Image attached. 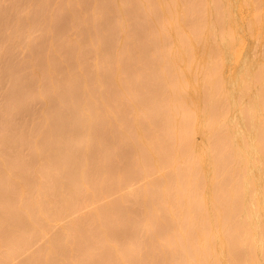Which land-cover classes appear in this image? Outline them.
I'll return each instance as SVG.
<instances>
[{"label":"bare ground","instance_id":"bare-ground-1","mask_svg":"<svg viewBox=\"0 0 264 264\" xmlns=\"http://www.w3.org/2000/svg\"><path fill=\"white\" fill-rule=\"evenodd\" d=\"M15 1L19 17L31 9L30 19L45 22L43 43L66 16L81 35H69L68 28L65 39L60 27L43 61L29 52L33 20L27 45L26 29L24 41L22 30L15 33L24 51L28 46L32 60L26 51L21 57L28 54L24 67L38 80L29 89L41 86L44 108L40 116L39 102L26 103L14 118V102L26 93L21 78L29 74L21 75L20 60L21 87L10 79L9 61L19 51L5 61L12 41L1 31L13 33L0 30V44L3 36L7 44L5 54L0 48V77L11 83L10 99L5 90L0 97L6 96L0 102L6 114L0 124V264L22 257L19 264H264V0H23L22 8L19 0H0V6L8 13ZM18 7L10 8L12 15ZM56 7L65 11L64 21ZM52 11L61 16L56 27L55 17L46 24ZM114 13L119 16L112 21ZM134 18L147 24L135 20L132 28ZM76 33L84 50L71 43ZM88 33L95 37L90 50L83 43ZM58 35L61 54L68 40L77 54L88 49L92 57L82 62L88 50L59 53L67 58L55 57L53 71L43 72L57 55L51 44ZM97 53L103 56L98 69L91 60ZM64 70L68 78L64 74L60 87L55 76ZM7 98L14 106L8 113ZM29 106L38 112L28 111L29 117L40 116L33 127L32 118L26 115L29 127L22 117Z\"/></svg>","mask_w":264,"mask_h":264},{"label":"rangeland","instance_id":"rangeland-1","mask_svg":"<svg viewBox=\"0 0 264 264\" xmlns=\"http://www.w3.org/2000/svg\"><path fill=\"white\" fill-rule=\"evenodd\" d=\"M15 2H16V1H15ZM18 2H19V4H20V7L22 8L21 5L24 4V1H23V0H19ZM12 3L15 4L14 2H12ZM16 3H17V2H16ZM91 3H92V2H91ZM91 3H90V5H91ZM13 4H11L12 6L10 5L12 8H16V5H17V7L19 6L18 3H17V4H15L14 7H13ZM6 5H7V4H6ZM87 5L89 6V3H88ZM7 6H8V5H7ZM10 6H8V13H9V10H11V12H10V14H8L7 11H6V10H7V7H6L5 5H4V7H3V5H2V7H3L4 11H5V14H4V18H2V16H1L2 14L0 15V22H1V23H0V25H1L0 27L3 26L2 28H0V30L3 29L4 26H5V28H6V27H10V28H11V31H12L13 35L9 37V35H7V34H8V33L10 34V32H9L8 30L5 31V29H3L6 33H7V32H8V33L6 34V33L3 32V30H2L1 33H2L3 35L7 36V37L3 36L2 39H3L4 42H5L6 39H4V37L7 38V39L9 38L10 40L8 39L7 42H8V41H10V42L12 41V42H11V43H12V44H11L12 46H13V44H16L15 46H17V44H18V47H16V48H18V49H15L14 46H13L14 48H13L12 46H8L9 49H10L11 51H10V50H7V53L5 54V52H4L3 50H4V47H5V46L7 47V44L5 43L6 45H5V44L3 45L4 42L2 43V45L0 44V46H2V47H0V48H2V51H3L4 54H5V61H6V59H7V61H9V59H10L9 57H11V55H12V57H13V60L15 59L14 56H16V55L18 56V57H16V60H15L14 62L11 61V59H10V61H9V64H12V65L14 64L13 66L15 67V69H14V67L11 66V67H12V70H13V69H14V70H17V69H18V66H17V65H19L18 62H19L20 60H22L21 63H22V62H23V63H22L21 66H23V68L19 65V67H20V68H19V71L22 73L21 75H23V71H24L25 78H26V76H28L29 71L31 70V69L29 70L28 68H31V66L29 65L30 67L27 68L28 70L25 69V67H24V65H25V64H24V60H25V58H26V56H27L28 54H26V56H24V54H23V57H21V56H22V53H25V51H26V53H29V52H30V53L32 54V57H34L33 55L36 54L35 57H37V56H41V58L43 59V61H45V60H47L48 58L50 59V57H51V50L53 51V49H55V46H54V45L56 44V46H57L58 43H60V45L62 44V40H63V39L61 40V39H60L61 35H58V37H59V39H60L61 41L56 39V42H57V41H59V42H57V43H56V42H55V43L53 42L51 45L54 44V45H53L54 47H52L51 45H50L51 47H49V45L47 46V42L49 41V43H50V40H52V38L54 39V37L56 36L58 30H60V27H61L62 30H63L62 33L65 32V34H66V35L63 36V34L60 33V34H62V37H65V39H67L66 36H68V33H69V35H73V34H72V31H75V32L78 31L79 35H81V33H80V31H79V26L77 27V26L74 25V24L71 25V24H70V21H72V20H71V18H69V16H66V17H65V21H64L63 16L65 15V11L61 12V11H59V10L57 9V7H56V10L59 11V12H61V16H62V18H61V16H60L59 12H57V13L59 14V17H58V15L53 16V15L55 14L54 12H55L56 10H55L54 12L52 11V12L50 13V14H51V19H49L48 22H47L46 24H48V23L50 22V20H51V22L54 21V19L56 20V19H57L56 17L61 18L62 21H64V23L60 22L61 20L59 21V19H57V20L60 22V24H59V28L57 27V29L55 28L56 26H58V24L56 25L57 20H56V22L54 21V22L51 24V25H53V24L55 25V27H54V29H56V30H55V33H56L55 36H53V34H51V31H50V30L53 29V28L51 27V25H49V26H47V27L45 26V27H46L45 29H47V33H48L49 35L51 34V37H52V38H51V37L48 38V41L43 43L44 38H45V40L47 39V38H46V37H47V34L42 32V29H43V28L41 27V26L44 27V23H45V22H43V21H34V19L31 18V19L33 20V22H32L31 19H30V16L33 17V14H32L33 11H31V9L28 10V11H24V12H23V16H24V18H23L22 15H21V17H19V12L21 11L19 7H18V10H17V11H18V16H17L16 14H14V13H17V11H16L15 9H13V12H14V13H13V15H12V9H10V8H11ZM88 6H87V8L90 9V6H89V7H88ZM91 6H92V5H91ZM5 7H6V8H5ZM0 9H2L1 6H0ZM3 9H2V10H3ZM16 9H17V8H16ZM14 10H15V11H14ZM28 12H30V14H29ZM0 13H1V10H0ZM20 13H21V12H20ZM66 13H67V12H66ZM88 13H89V11H88ZM21 14H22V13H21ZM52 14H53V15H52ZM89 14H90V13H89ZM130 14L132 15V13H130ZM130 14H129V15H130ZM137 14H138V13L135 12V15H136V16H137ZM14 15H16V16L14 17ZM67 15H68V14H67ZM115 15H116V16H119V15H117V14L114 13V14L110 17V18L112 19V21H113V19L115 20ZM129 15H127L128 19H130V18L133 19L134 14H133V16H129ZM7 16H8L9 19H10V17H11L13 20H9V19L7 18ZM12 16H13V17H12ZM49 16H50V15H49ZM49 16H48V17H49ZM52 16H53V17H52ZM54 17H55V18H54ZM1 18H2L3 20H2ZM14 18H16V19H14ZM19 18H20L21 20L24 19V20H27V21H24V20L21 21V20H20V22L18 23ZM52 18H54V19L52 20ZM116 18H117V17H116ZM69 19H70V21L68 22ZM132 19H131V20H132ZM8 20H9L10 22H9ZM16 20H17V21H16ZM66 20H67V21H66ZM131 20H129V23H128V24H129V25L132 24L131 27L134 26V28H135V24H136V21H137V20L141 21L140 23H139V21H137V24H139V26H141L144 22H145V24H147V21H146L147 18H144L143 20H141V19H137V20H136V19L134 18V23H133V20H132V23H130ZM135 20H136V21H135ZM7 21H8V22H7ZM142 21H143V22H142ZM12 22H14V24H15V28H16V29L13 28V27H14V24H13ZM16 22L18 23V25H20L21 23H25V22H26V23H27V22H28V23H31V22H32L34 28L32 27V23H31V24H30L31 26H29V25L27 26L26 24H24V26L19 27L18 30H17V26H18V25H17ZM51 22H50V23H51ZM65 22H66V23L68 22V23H67L68 26L65 24ZM28 23H27V24H28ZM34 23H35L36 25H35ZM50 23H49V24H50ZM113 24H114V22L112 23V25H113ZM37 25L41 27V28L39 27V30H40V31H38V28H37L38 26H37ZM54 25H53V26H54ZM63 25H64V26H63ZM65 25H66V26H65ZM73 25H74V26H73ZM110 25H111V23L109 24V26H110ZM115 25H116V22H115V24H114V27H115ZM129 25H128V26H129ZM20 26H21V25H20ZM26 26H27V27H26ZM72 26H73V27H72ZM83 26H84V25H83ZM28 27H32V32H33V30H34V35H32V37L29 36V37H31V39H33L32 41L34 42V38H35V37L37 38V40H36L37 43H36V41L34 42L35 48L33 47V42H32V43L30 42V44H28L29 40H27V38H29L28 35L31 34L30 31H28L29 29H26V28H28ZM48 27H49V31H48ZM50 27H51V28H50ZM76 27H77V28H76ZM114 27H112V28H114ZM131 27L129 26V28H131ZM36 28H37V29H36ZM68 28H69V31H70V32H68ZM80 28L82 29L83 27L81 26ZM84 28H85V26H84ZM112 28H110V29H112ZM132 28H133V27H132ZM136 28H137V25H136ZM13 29H14V30H13ZM24 29H26V30H25L26 35L28 34L27 32H29V34H28L27 37H26V42H27L26 45L28 44V46H31L30 50L33 48V50H31V51H29V52H28V50H29V49H28V46H26V47H27V50L24 51L21 47H23L22 45L25 44V43L22 42L23 44H21V42H19V41H20V38H19V37H20L21 35H23V36H21V39H22V37H23L22 41H24V36H25V33H24V31H23ZM66 29H67V32H68V33H66ZM81 29H80V30H81ZM19 30H20V31L22 30L20 36L18 35V33L15 34V33H16L17 31H19ZM13 31H14V32H13ZM56 31H57V32H56ZM60 31H61V30H60ZM81 31H82V30H81ZM83 31H84V30H83ZM98 31H99V30H97L96 32H98ZM39 32H41V36H42V37H43V35H45V34H46V36L42 38V37L40 36V33H39ZM44 32H45V30H44ZM92 32H93V34H94V31H92ZM92 32H91V34H92ZM100 32H101V30H100ZM1 33H0V34H1ZM22 33H23V34H22ZM52 33H54V32H52ZM73 33H74V32H73ZM78 33L74 34V36H76V38L78 37L79 39H77V40L80 42L81 37L78 35ZM86 33H87V32H86ZM58 34H59V33H58ZM88 34H89L90 36H89V35L86 36L87 38L85 37V39L83 40V43L86 42V41H88V40H90L91 38H95V37H93L90 33H88ZM15 35H16V36L18 35V37H17V38H19L18 40H17V38H16ZM82 35H83V37H84L85 32H84V33L82 32ZM33 36H34V37H33ZM94 36H97V34H95ZM101 36H102V33H101ZM0 37H1V36H0ZM48 37H49V36H48ZM58 37H57V38H58ZM69 37H70V36H69ZM69 37H68V38H69ZM72 37H73V36H71L70 38L72 39ZM90 37H91V38H90ZM98 37H100L99 34H98ZM36 38H35V39H36ZM76 38H75V40H74V38H73L74 43H77V42H78V41L76 42ZM96 38H97V37H96ZM65 39H64V41H65ZM69 40H70V39H69ZM94 40H95V39H94ZM94 40H93V41H94ZM13 41H14V42H13ZM30 41H31V40H30ZM54 41H55V39H54ZM93 41H92V39H91V43H93ZM1 42H2V40H1ZM38 42H39V43H38ZM51 42H52V41H51ZM8 43H9V42H8ZM41 43H42V45H41ZM65 43H66V44H65L64 47H67V48H65V50H66L67 52L70 51V52H68L70 55H71V51H73L74 54L76 55V54H77L76 52H77L78 50H76V49H75L76 51H75V50H72L73 47H70V44H68V43H69L68 40H67ZM71 43H72L74 46L76 45V46H75L76 48H77V47H79V48L81 47V48L83 49V44H82L81 42H80V45H79V44H74L73 42H71ZM9 44H10V43H9ZM36 44H37V45H36ZM39 44H40V47H38ZM67 44H68V45H67ZM84 44H85L84 47H85V48L88 47V49H89V47H90V41H88L87 44H86V43H84ZM43 45H45V46H43ZM58 45H59V44H58ZM63 45H64V43H63ZM86 45H87V47H86ZM91 45H92V44H91ZM42 46L45 47V48H46V46H47V48H46L47 50H46V51H48V47L51 48V49H50L48 52H46V51H45V48H44V50H43V49H42V50L40 49V48H42ZM26 47H24V49H26ZM36 47H37V50H36ZM57 47H58V46H57ZM57 47H56V50H55V51L57 52V55H56V56L54 55V57H53V54H52L53 59L51 58V60H49V62H50V61H53L54 58L57 57L59 53H60L59 55H67V54H68L67 52H66V53H67V54H66L63 50H62V51H63V54H61V52H60L61 50L59 49V47L61 48L62 45L59 46L58 48H57ZM64 47H63V48H64ZM68 47H69V48H68ZM75 47H74V48H75ZM12 48H13V49H12ZM71 48H72V49H71ZM14 49H15V51H14ZM57 49L60 50V51H57ZM77 49H78V48H77ZM82 49L79 50L80 54H82V53H86V51L88 50V49H86V51L84 52V51H83L84 49H83V50H82ZM90 49H91V47H90ZM90 49H89V50H90ZM12 50H13V51H12ZM16 50L19 51V52H18L16 55H15V54L13 55L12 53H13V52L16 53V52H17ZM39 50H40V52H38ZM89 50L87 51V53H86V55H85V56H87V57H85V56L83 55L84 57L81 58L82 62L84 61L85 58H86V59H87V58L89 59L88 56L92 57V56H91L92 54L89 55V54H90V51H89ZM0 51H1V49H0ZM2 51H1V53H3ZM43 51H44V52H43ZM79 52H78V54H79ZM8 53H9V55H8ZM30 53H29V57H28L29 61H30V58H31ZM38 53H39L40 55H39ZM46 53H47V55H46ZM53 53L55 54V52H53ZM64 53H65V54H64ZM10 54H11V55H10ZM43 54H44V56H43ZM48 54H49V55H48ZM72 54H73V53H72ZM74 54H73V55H74ZM78 54H77V55H78ZM87 54H88V55H87ZM97 54H98V53H97ZM101 54H102V53H100V54H98V55L100 56ZM98 55H97V56H98ZM0 56H1V57H0V60H1L2 55L0 54ZM6 56H7V57H6ZM42 56H43V57H42ZM46 56H47V57L50 56V57L47 58ZM97 56H96V58H95V57H94V58H91V60H92V63H95V60H93V59H96V64H97V69H98V65H99L101 62H103V60L101 59L103 56H100V57H99V56L97 57ZM60 57H62V56H58V58H55V60H56V59H59ZM70 57H73V56H70ZM80 57H81V56H80ZM8 58H9V59H8ZM62 58H67V56H63ZM83 58H84V59H83ZM97 58L101 59L102 61H101L100 63H99V62L97 63V61H99V59H97ZM28 59L26 58V60H28ZM44 59H45V60H44ZM3 60H4V59H3ZM26 60H25V62H26V64H27V61H26ZM31 60H32V58H31ZM29 61H28V62H29ZM88 61H89V60H88ZM10 62H11V63H10ZM12 62H13V63H12ZM15 62H16V63H15ZM1 63H2V61H1ZM21 63H20V64H21ZM51 63H52V62H50L49 64H48V63H47V64L44 63V64L41 66V67H43V68H42V69H43V72L49 73V72L53 71L52 66L50 67ZM85 63H86V64H85ZM9 64H8V62H7V65H9ZM28 64H29V63H28ZM28 64H27V65H28ZM83 64H84V65H83L84 67H89V65H87V61H86V60H85V62H84ZM4 65H5V64H4V61H3V67H4ZM46 65H48V66L50 67V69H47ZM86 65H87V66H86ZM9 67H10V65H9ZM9 67H8V70H9L10 79L12 80V82H13V81L15 82V81L17 80L16 77H18V76H19L20 78L22 77L20 74L17 75V74H18V70H17V73L14 74L15 72H13L12 70L10 71L11 68H9ZM16 67H17V69H16ZM64 67H65V65L63 66V68H64ZM91 67H92V65L90 66V68H91ZM95 67H96V65H95ZM6 68H7V66H6ZM90 68H89V71L92 72L91 70H93L94 67H92L91 70H90ZM3 69H5V67H4ZM21 69H23V70H21ZM42 69H40V67H39V70H41V71H37V72H42ZM44 69H45V71H44ZM25 70L28 71V74H27V72H25ZM65 70H66V68H65ZM65 70L63 71V74L61 73V75H59V77H58V74H56V76H55V80H56V81H57V80H58V82H59V81H62V82H61V85H60V83H59L60 87H63V86H64L63 82L65 83V81H66L67 78H68V76H67L68 72H65ZM86 70L88 71V68H86ZM31 71H32L31 73H33V70H31ZM94 71H95V70H94ZM94 71H93V72H94ZM12 72H13V73H12ZM61 72H62V71H61ZM66 73H67V74H66ZM64 74H65V77H67L66 80H65ZM0 75H1V77L3 78V76H2L1 73H0ZM13 75H14V76H13ZM30 75H31V74H29V76H30ZM62 75H63V77H61ZM29 76H28V78H26V79H24V78L22 79V78H21L22 84H24V86H25V88H24V89L22 88V89L24 90V92L26 91V93H23V92H22V94H20V95L17 96V97H19V100H18V101L20 102V104L17 103V102H16V103L14 102V105H15V107H16L15 109H17V114H16V113L13 114V117H14V115H18V116L20 115V116H21V113H23L22 108H23V107L25 108V106H27L26 103H28V104H30V105H36V104H35V100H36V102H39V103H40V104H39L40 106H39V105H36V108H37L38 111L40 112L39 115L41 116V113H42V110H43V108H44V105H43V103H42V105H41V99L39 98L40 95H39L38 92H37V90H39V89L41 88V86H39V89H38V86H37V85H39V84H37V85H36L37 88L34 87V86H31V89H29V87H30L29 84H30V85L32 84L31 82H33V83H34L33 85H35V84L37 83V81H38V80H36L34 77H32V75H31V77H32L31 79L29 78ZM1 77H0V86H1V85H2V86L0 87V89H2L3 92H1L0 97L2 96V93H3V95H6V94H7V96H8L9 99H10V96H9V95H11V94L9 93V89H10L9 84H11V83L8 84V81H7V79H6L7 77L5 78V76H4V78L6 79V81H5V79H1ZM12 77H13V78L15 77V80L12 79ZM19 77H18V78H19ZM23 77H24V76H23ZM20 78H19V80H20ZM27 79H28L29 81H28ZM26 80H27L28 85H27V83H26ZM32 80H33V81H32ZM3 81L6 82V85H5V86L3 85ZM5 82H4V84H5ZM15 84H18V85L21 87V85H20L21 82H19L18 80H17V82H15ZM15 84H14V86H16ZM19 86H18V88H20ZM22 86H23V85H22ZM16 87H17V86H16ZM34 88H35V89H34ZM44 88H45V87H44ZM44 88H43V89H44ZM25 89H26V90H25ZM33 89H34V90H33ZM4 90L6 91V94L4 93ZM29 90H30V91L32 90V91H31L32 93H31ZM45 90H46V89H45ZM34 92H35V93H34ZM33 93H34V94H33ZM31 94L33 95V99H32V97H31V96H32ZM36 94L38 95V97L35 96ZM23 95H24V96H23ZM30 95H31V96H30ZM28 96H29L30 99L28 98ZM3 97H4V101H5V100H6V96H3ZM3 97H2V98H3ZM23 97H25L26 99L24 100ZM2 98L0 99V102H1V100L3 101ZM34 98H35V99H34ZM38 98H39V100H37ZM22 99H23V106H22ZM11 100H12V97H11ZM4 101H3V102H4ZM24 101H25V103H24ZM1 103H2V102H1ZM1 103H0V104H1ZM5 103H6V102H5ZM7 103H10V100H8V98H7ZM12 103H13V102H12ZM12 103H10V105L8 104L9 109L6 110V113H8V111L10 112V109L14 108V106H13ZM24 105H25V106H24ZM17 106L21 109V112L18 111L19 109L17 108ZM6 107H7V105H6ZM33 107H34V106H33ZM0 108H1L0 110L3 112V113H2V116H3V114H5L3 105H2V107H0ZM27 108H28V106H27ZM36 108H33L32 110L34 111V109H36ZM39 109H40V110H39ZM32 110H31V107H30V106H29V109H24L25 112H28V111L32 112ZM19 112H20V114H18ZM30 112H28L27 114L24 113V114L22 115V117H24V116L26 117L25 119H27L28 122H30V120H28V118H27L26 115H28V117H29V113H30ZM36 112H37V111H36ZM10 114H11V113H10ZM5 115H6V114H5ZM5 115L3 116V118L5 117ZM8 115H9V114H8ZM8 115H7V116H8ZM11 115H12V114H11ZM31 115H32V113H31ZM35 115H38V112H37V114H35V111H34V115H32V116H35ZM2 116H1V117H2ZM7 116H6V117H7ZM40 116H39V117H40ZM1 117H0V120H1ZM15 117H16V116H15ZM15 117H14V118H15ZM39 117H37V118H36V117H33V118H32V117H29L30 119L32 118V120H31V121H32V127H33V124L36 125V122H37V120L39 119ZM8 118H9V117H8ZM34 118H35V120H33ZM5 119H6V118H4V122H0V124H4V123H5ZM27 121H26V124L28 123ZM6 122H7V120H6ZM34 122H35V123H34ZM15 124H16V123H13V124H11V126H12V125H13V126H16L17 124H16V125H15ZM4 125H5V124H4ZM29 125H31V122H30V124H27V126H29ZM13 126H12V127H13ZM24 126H25V127L23 128V131H25L24 129L27 127L26 125H24ZM0 127H2V125H1ZM5 127H6V126H5ZM17 127H18V125H17ZM17 127H16V128H17ZM29 127H30V126H29ZM27 129H29V128L27 127ZM27 129H26V131L24 132L25 134H27ZM0 149H4V148H0ZM1 151H2V150H0V153H2ZM12 152H13V150H12L10 153H12ZM13 154H15V152H14ZM131 154H132V153H130V155H129V160H130V159L133 160V158H131V156L134 157V153H133L132 155H131ZM4 155H6V154H4ZM4 155H2V157H3ZM21 155H23V154H21ZM7 156H8V154L6 155V157H7ZM11 156H12V155H11ZM9 158H10V155H9ZM9 158H8V159H9ZM12 158H13V156H12ZM5 159H6V158H5ZM141 170H142V169H140V171H141ZM138 174H139V171H138ZM141 175H142V171H141ZM141 175H140V176H141ZM154 178H155V177H151V178H148V179L146 178V180H143L141 183H143V182L146 183V182H148V181H150V180H152V179H154ZM141 183H139V184H141ZM144 183H143V184H144ZM34 189H35V188H34ZM115 198H117V195H114L113 197H111V198H109V199H107V200H104L103 202L99 203V204L96 205L95 207H98V206H101V205H105V204H107L108 202L112 201V200L115 199ZM86 210H87V209H86ZM23 258H24V257L15 260V262H13V264H19V263L22 261Z\"/></svg>","mask_w":264,"mask_h":264}]
</instances>
